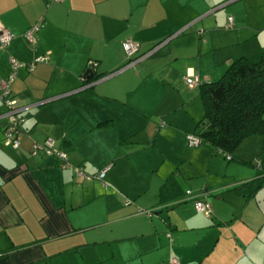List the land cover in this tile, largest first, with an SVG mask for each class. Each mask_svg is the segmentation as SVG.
<instances>
[{
	"label": "crops",
	"instance_id": "0c3cea01",
	"mask_svg": "<svg viewBox=\"0 0 264 264\" xmlns=\"http://www.w3.org/2000/svg\"><path fill=\"white\" fill-rule=\"evenodd\" d=\"M260 5L264 0H0V24L15 35L0 47V78L10 74V57L34 63L19 67L10 84L26 114L17 149L3 143L7 119L0 101V264H76L84 247L101 245L100 254L115 242L121 256L114 264H168L173 258L178 264H264V186L251 197L232 189L260 171L210 183L209 156L205 177L170 169L133 201L119 183L143 168L135 163L143 161L135 148L151 144L158 127L178 126L168 116L177 106L157 96L163 84H183L195 75L214 81L232 60L264 47ZM39 17L30 44L23 34ZM128 39L140 42L141 52L164 44L132 65L122 47ZM47 52V60L37 61ZM89 64L94 78L86 81ZM202 116L192 117L197 123ZM46 138L66 159L33 150ZM194 161L187 156L182 162ZM169 176L178 187L161 197ZM187 190L204 194L210 217L183 200ZM166 204L172 208L164 210ZM148 209L159 214L165 236ZM144 237L142 246L119 242ZM128 246L136 251L130 258L122 254Z\"/></svg>",
	"mask_w": 264,
	"mask_h": 264
},
{
	"label": "rangeland",
	"instance_id": "374dc122",
	"mask_svg": "<svg viewBox=\"0 0 264 264\" xmlns=\"http://www.w3.org/2000/svg\"><path fill=\"white\" fill-rule=\"evenodd\" d=\"M260 6L261 11L264 12V5ZM262 49H264V47H260L259 49L250 53L249 59L252 61H258L260 57V51ZM225 70L226 67L222 69L219 75L224 73ZM219 75L215 77L218 78L220 77ZM193 77H196V75ZM202 81L194 84L193 86H189L186 83L185 77L184 81H182L184 82L183 84H180V82H172L170 85L163 84V88L158 89L157 96L159 98L165 96L164 102L167 105L177 106L176 110H173L171 114H168V116L172 115L175 120L179 121V123L177 124L178 126L168 125L166 127H158L160 132L159 134L156 132L152 133L153 140L151 144L140 145L138 148H135L138 156L143 161H136L138 157H135L133 161L135 160V163H141L143 168L137 169L133 175H130L129 179L121 178V182H119L120 186L124 188V190H126L130 196L129 201L135 200L137 195L144 191L143 186H147L153 177L158 175L160 176L162 173L166 174L170 171V169L173 170L177 167H180L181 174L185 176L189 174L195 175V171H198L199 173H203L205 177V175H207L206 169L208 166L209 156H211L209 167L210 171H212L208 176L210 183H217V181L219 182L222 179L240 181L250 177V172L253 173L252 175H255L256 172L264 170V133L245 138L237 147V149L231 153L233 159L229 161H227L223 153H215L212 148L205 144H188L186 134H191L196 125V120H194L192 117L193 114L197 115V113H199V118L203 115L202 100L198 91L199 84ZM181 134L183 137L182 143L180 140ZM160 149L163 150L162 153ZM187 156L192 157L195 161L193 163H183V159ZM162 158L165 159L164 162H162ZM250 161H252V164ZM148 169L153 170L150 171ZM82 176L89 178V176L86 174ZM186 182V180L182 179V183L180 181V184L186 187ZM148 191L150 192V190ZM191 191L195 192L194 190ZM149 192L147 193L146 199H151ZM116 194H118V192H116ZM116 196L118 197V195ZM130 204L131 202H129L128 205ZM194 209L197 214L204 215L203 213L199 212L195 206ZM142 212L146 213L145 211ZM147 214L150 215V213ZM158 215L159 214H155L154 212L151 214L153 219L159 222ZM98 217L103 220L108 216L102 214L98 215ZM159 224L160 225L157 229L158 233H160L159 236H165L166 226L161 222H159ZM146 240L147 239L144 237L143 239L139 240L127 239L121 240L119 242H133L134 245L142 246ZM100 246H97V249H95L96 246L84 247L82 249L83 256L81 255L77 257L76 264H88L90 261H96L98 257H103L106 259L108 264H114L115 260L121 256V253L118 250L117 242L111 243V247L109 248L103 247V249H101V253L97 254V250L100 248ZM122 247H124V244H122ZM132 252L136 253L134 247L132 250L131 246H128L123 249L122 254L130 258ZM71 256H73L71 253L67 254L69 262L73 261V259L71 260ZM106 261L104 264H107ZM145 264H148V262ZM168 264H170L169 261Z\"/></svg>",
	"mask_w": 264,
	"mask_h": 264
},
{
	"label": "trees",
	"instance_id": "16d2710c",
	"mask_svg": "<svg viewBox=\"0 0 264 264\" xmlns=\"http://www.w3.org/2000/svg\"><path fill=\"white\" fill-rule=\"evenodd\" d=\"M198 91L202 100L203 116L196 123L192 133L200 139L199 144H205L215 153H223L225 157L228 155L230 158L226 159L229 161L233 159L231 153L245 138L264 133V49L260 51L258 61H252L245 56L232 60L218 79L201 82ZM24 116L26 118V114ZM250 163L252 164V161ZM262 186L264 171H260L255 179L245 180L232 189L251 197ZM177 187L178 183L169 176L161 185L159 194L163 197ZM188 191L191 192V196ZM203 195L201 192L187 190L183 200L193 201L194 206L196 201L210 205L203 200ZM162 201L160 199L159 203H163ZM172 204H166L164 210L172 208ZM145 211L152 214L154 209ZM211 214L204 215L210 217Z\"/></svg>",
	"mask_w": 264,
	"mask_h": 264
},
{
	"label": "built area",
	"instance_id": "2783aa9c",
	"mask_svg": "<svg viewBox=\"0 0 264 264\" xmlns=\"http://www.w3.org/2000/svg\"><path fill=\"white\" fill-rule=\"evenodd\" d=\"M48 3L52 2H60L63 0H47ZM41 19L42 17H39L38 20L29 28L27 29L23 37L25 40L30 43L34 44L36 42V33L39 30L41 26ZM228 24L229 26L232 25V18H228ZM15 35L12 33L7 27L0 24V47L6 48L11 41L14 39ZM164 44V42H161L155 46H153L151 49H148L144 52L140 51L141 43L135 40H125L122 42V47L124 49V52L126 56L130 59V64H134L137 61L144 59L148 56L153 55L157 52V50ZM49 52L45 53L41 57L37 59V61H45L48 59ZM10 66L11 71L10 74L6 78H0V101L3 102L6 106L5 116L7 119V123L4 129V141L3 143L12 149H17L19 147V139L20 133H22V124L25 121V116L23 114V109L16 103L15 99L11 95L10 90V84L14 80L16 76L17 69L19 67L26 66L29 69L34 67V63H23L17 60L14 57H10ZM92 64H89L88 67H91ZM200 82L199 78L188 76L186 78V83L189 86H193L194 84ZM186 139L189 145H198L200 143V139L194 135L186 134ZM33 150L41 149L43 150L47 155H55L61 159H66V154L63 151L58 150L54 142L51 138H46L43 142V144L39 143H33L32 146ZM226 158L229 159L230 157L226 155ZM74 172L78 175H85L83 170L79 167H74ZM105 170L101 171L100 174L97 175L98 178H102L104 175ZM190 196L192 195L190 191L187 192ZM195 208L198 211L203 212L206 216H209L211 214L210 205L203 201H196L195 202ZM169 236V234H167ZM170 264H178V261L173 258L170 260Z\"/></svg>",
	"mask_w": 264,
	"mask_h": 264
},
{
	"label": "water",
	"instance_id": "95a60500",
	"mask_svg": "<svg viewBox=\"0 0 264 264\" xmlns=\"http://www.w3.org/2000/svg\"><path fill=\"white\" fill-rule=\"evenodd\" d=\"M83 78H84L86 81H88V80L94 78V72H93V70H92L91 67H88V68L84 71Z\"/></svg>",
	"mask_w": 264,
	"mask_h": 264
}]
</instances>
